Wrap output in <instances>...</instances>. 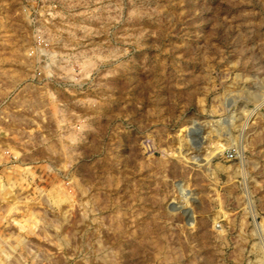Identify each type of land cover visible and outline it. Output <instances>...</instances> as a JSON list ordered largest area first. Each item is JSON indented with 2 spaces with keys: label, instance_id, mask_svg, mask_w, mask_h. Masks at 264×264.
<instances>
[{
  "label": "rangeland",
  "instance_id": "obj_1",
  "mask_svg": "<svg viewBox=\"0 0 264 264\" xmlns=\"http://www.w3.org/2000/svg\"><path fill=\"white\" fill-rule=\"evenodd\" d=\"M0 264H264V0H0Z\"/></svg>",
  "mask_w": 264,
  "mask_h": 264
},
{
  "label": "bare ground",
  "instance_id": "obj_2",
  "mask_svg": "<svg viewBox=\"0 0 264 264\" xmlns=\"http://www.w3.org/2000/svg\"><path fill=\"white\" fill-rule=\"evenodd\" d=\"M263 93V92H262ZM260 99V98H259ZM253 112V111H252ZM250 113H251V110H250Z\"/></svg>",
  "mask_w": 264,
  "mask_h": 264
}]
</instances>
